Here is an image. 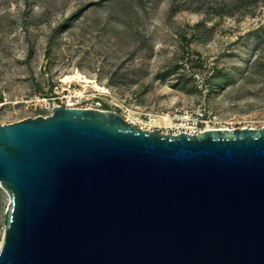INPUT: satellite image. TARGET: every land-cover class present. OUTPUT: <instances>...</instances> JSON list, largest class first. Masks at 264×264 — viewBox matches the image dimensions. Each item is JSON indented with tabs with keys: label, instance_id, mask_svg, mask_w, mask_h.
<instances>
[{
	"label": "water",
	"instance_id": "obj_1",
	"mask_svg": "<svg viewBox=\"0 0 264 264\" xmlns=\"http://www.w3.org/2000/svg\"><path fill=\"white\" fill-rule=\"evenodd\" d=\"M0 188V264H264V128L56 107L0 124Z\"/></svg>",
	"mask_w": 264,
	"mask_h": 264
},
{
	"label": "rangeland",
	"instance_id": "obj_2",
	"mask_svg": "<svg viewBox=\"0 0 264 264\" xmlns=\"http://www.w3.org/2000/svg\"><path fill=\"white\" fill-rule=\"evenodd\" d=\"M235 3L0 0V124L73 97L138 127L201 105L196 73L217 127L264 128V0ZM7 207L0 188V246Z\"/></svg>",
	"mask_w": 264,
	"mask_h": 264
},
{
	"label": "built area",
	"instance_id": "obj_3",
	"mask_svg": "<svg viewBox=\"0 0 264 264\" xmlns=\"http://www.w3.org/2000/svg\"><path fill=\"white\" fill-rule=\"evenodd\" d=\"M191 77L195 81L198 89L202 91L203 93V102L201 105L196 107L192 110H185L181 112H177L173 115L171 119V122L173 124V127L170 128H164V127H155V126H147L148 123L151 122V120H154L158 117H149L147 119V122L137 121L138 124H140L138 127L135 125L136 123L131 121L133 126L147 131H154L157 132L159 129L166 130L167 133H161V134H169V135H180V134H187L190 136H197L200 133H204L206 131L211 130H220V127H217L218 122L216 121V118L212 115L210 109L205 105L204 98H205V89L207 87L206 81L207 77L200 75V74H191ZM204 89V90H202ZM81 100L75 99L73 97H69L66 99V101L54 103L52 107H50L49 115H51L52 110L55 107H63V108H78V109H89V108H83L80 106ZM91 109H97V108H91ZM100 110V109H98ZM47 115V116H49ZM44 116V117H47ZM123 117V116H122ZM124 120H127L123 117ZM234 130V129H231Z\"/></svg>",
	"mask_w": 264,
	"mask_h": 264
},
{
	"label": "bare ground",
	"instance_id": "obj_4",
	"mask_svg": "<svg viewBox=\"0 0 264 264\" xmlns=\"http://www.w3.org/2000/svg\"><path fill=\"white\" fill-rule=\"evenodd\" d=\"M72 78H74V79H78V78H80V77H79L78 75H75V76H73V77H65V78H64V81H65V82H66V81H70ZM93 88H94V89H98V90H100L101 93H105V92H106L104 89L98 87L97 85H93ZM55 108H56V107H55ZM89 109H91V108H89ZM129 118H130V117H128V119L125 120V121H126L127 123L133 125L132 122H131V120H130ZM147 126H151V127H152V126H155V127L160 126V127H164V128H170V127H173V124H172L171 119L169 118V116H160V117H158V118H155L154 120H151V122L148 123ZM220 130H229V131H232L231 129H228V128H221ZM209 131H210V130H209ZM211 131H213V130H211Z\"/></svg>",
	"mask_w": 264,
	"mask_h": 264
},
{
	"label": "trees",
	"instance_id": "obj_5",
	"mask_svg": "<svg viewBox=\"0 0 264 264\" xmlns=\"http://www.w3.org/2000/svg\"><path fill=\"white\" fill-rule=\"evenodd\" d=\"M236 1H237V3L234 4V9L231 8L232 11L233 10L236 11L239 9V5H240L239 3H243L244 1H251L252 2V0H236Z\"/></svg>",
	"mask_w": 264,
	"mask_h": 264
}]
</instances>
